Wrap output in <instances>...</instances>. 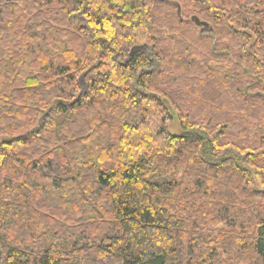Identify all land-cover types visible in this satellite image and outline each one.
Wrapping results in <instances>:
<instances>
[{"label": "trees", "instance_id": "16d2710c", "mask_svg": "<svg viewBox=\"0 0 264 264\" xmlns=\"http://www.w3.org/2000/svg\"><path fill=\"white\" fill-rule=\"evenodd\" d=\"M174 1L0 0V264H264V0Z\"/></svg>", "mask_w": 264, "mask_h": 264}, {"label": "water", "instance_id": "95a60500", "mask_svg": "<svg viewBox=\"0 0 264 264\" xmlns=\"http://www.w3.org/2000/svg\"><path fill=\"white\" fill-rule=\"evenodd\" d=\"M162 1H166V2H170L171 4L173 5H176L178 7V14L181 13V6L178 2L174 1V0H162ZM192 20L198 25V26H201L202 27V31L205 32V31H208L211 29L210 25L205 22V21H202L200 20V18L198 16H193L192 17ZM138 50V48H134L131 55L133 56L135 54V52ZM256 95H260L259 93H257ZM152 97H155L156 95L155 94H151Z\"/></svg>", "mask_w": 264, "mask_h": 264}, {"label": "rangeland", "instance_id": "374dc122", "mask_svg": "<svg viewBox=\"0 0 264 264\" xmlns=\"http://www.w3.org/2000/svg\"><path fill=\"white\" fill-rule=\"evenodd\" d=\"M199 31H200L201 33H204V32L202 31V29L199 30ZM200 32H199V33H200ZM168 126H169V131H170L171 133H173V134H176V135H182V134L185 133V132L183 131V129L181 128L180 120H179L178 114H176V111H175V113L173 114V118H172V120L169 122ZM0 140H1V138H0Z\"/></svg>", "mask_w": 264, "mask_h": 264}]
</instances>
